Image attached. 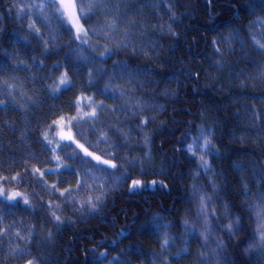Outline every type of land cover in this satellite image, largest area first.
Returning a JSON list of instances; mask_svg holds the SVG:
<instances>
[{
	"label": "trees",
	"instance_id": "trees-1",
	"mask_svg": "<svg viewBox=\"0 0 264 264\" xmlns=\"http://www.w3.org/2000/svg\"><path fill=\"white\" fill-rule=\"evenodd\" d=\"M23 2L0 0V188L23 194L31 207L17 204L10 209L0 204L4 227L12 226L0 238V264H27L29 259L34 264H91L87 258L92 247L107 252L105 264H116L113 257L123 264H264V251L246 256L243 244H234V240L231 248L225 245L222 251L215 242L206 246L185 234L183 226L189 192L198 180L207 183L206 174L217 185L212 208L220 228L232 223L235 216L246 217L245 204L264 192V180L259 179L264 172V56L252 43L253 35L261 39L264 33V25L253 26V21L264 17L260 0H115V7L105 8L111 11L110 16L97 13L87 22L81 18L85 29L92 26L108 31L107 26L121 17L119 31L112 35L118 43L129 33L135 51L120 50L104 68L111 70L113 62L120 61L150 74V78L138 77L143 89L121 81L125 87H135L139 100L151 105L134 117L113 112L118 102L89 88L88 71L93 67H75L78 62L72 50L80 41H72L67 26L55 22L53 11L45 7L49 18L45 22L37 15L39 9L28 14L25 8V19L18 10ZM28 2L42 4L45 0ZM249 4H254V11ZM33 23L39 37L29 31L28 25ZM133 23L139 27L133 28ZM87 37L97 42L101 51L115 46L91 32ZM214 40L220 53L213 48ZM140 47L147 54L141 53ZM82 54L91 56L92 51L85 46ZM217 63L223 70H217ZM65 73L75 87L56 93L55 85ZM82 95L102 101L106 109L95 121V133L87 121L80 127L74 122L78 140L93 156L118 165L111 170L116 176L127 173L146 185L157 181L156 185L131 192L130 180L116 185L111 177L91 168L95 179L88 183L93 187H76L84 178L82 161L107 167L72 144L49 151V147L64 144L56 140L58 128L53 122L76 116ZM144 119L150 122L136 127ZM201 127L210 130L220 150L219 158L206 155L213 168L209 173L200 170L198 157L193 158L182 147ZM102 136H107L108 144L100 141ZM133 158L140 161L135 167L130 164ZM101 183L103 188L98 187ZM245 184L251 197L244 195ZM66 188L72 189L77 203H65L60 193ZM97 196L104 200L98 215L86 206L80 210L82 203L89 198L95 201ZM49 203L61 207L50 210ZM53 211L61 217L59 228ZM158 215L171 224L161 229L175 241L167 251L161 248L164 237L150 224ZM122 229L125 236L120 235ZM104 246L107 248H101ZM184 248H188L186 253ZM16 249H26L27 254L20 255ZM102 259L97 258V264Z\"/></svg>",
	"mask_w": 264,
	"mask_h": 264
},
{
	"label": "snow or ice",
	"instance_id": "snow-or-ice-1",
	"mask_svg": "<svg viewBox=\"0 0 264 264\" xmlns=\"http://www.w3.org/2000/svg\"><path fill=\"white\" fill-rule=\"evenodd\" d=\"M123 2L127 3L128 0H123ZM211 2V0H209ZM261 8L264 9V0H260ZM111 5L112 7H115V0H95V2H90V0H79V3H76V0H45V3L42 4H36L28 2V0H24V2L21 4L19 10L20 16L22 18H27V15L25 14V8L28 10V14H31V9L36 8L40 11L37 12V15L41 17V19L45 22H49V18L44 14L45 7L50 8L53 11V15L55 17V22L60 24L61 26H67V31L70 33L72 41H80L79 44H77V47L72 50L75 60L78 62L75 64L76 68H88V66H92L93 70L88 71V80L87 84L89 88H96L97 93L107 96L109 99H112L114 101H117V107L112 109L113 112H121V113H128L129 116H136L137 114H142L145 107H151V105H147L145 102H142L139 100V98L136 96V88L135 87H125L124 84L121 83V81L125 82L127 85H135L141 89H143L144 85L138 80V77L141 75H144L146 77L150 78V74L147 73L144 69H141L139 67L133 68L130 64L127 62H120V61H114L111 67V70H107L104 68V65L108 62V60L112 59L120 50L122 49H131L135 51L134 45L132 43V38L129 33L124 34V40L120 42H115V38L112 35V33H115L119 31L117 21L121 20L120 16H117L107 27L108 31L100 30L98 31L96 27L90 26L89 28L85 29L80 23L81 18L85 22L90 21L94 16H96L97 13H103L104 16H110L111 11H105V8ZM249 8H252L254 11V4H249ZM88 9V11H85V9ZM75 9V11H73ZM123 17L127 18V13H123ZM173 20L176 19V17H172ZM255 24H261L264 25V17L258 18L256 21H253V26ZM133 28L139 27V25L133 23ZM30 33H34L37 37H39V30L35 28L34 23L28 25ZM89 32H91L93 35H98L106 40H108L111 43H114V47H104L103 51L97 54L95 53V50H92L91 56H85L82 54L83 48L87 46L88 48H92L91 45L88 44L87 40H82L81 37H87ZM175 35V33H173ZM237 36L239 33L236 34ZM23 39H27V37H24ZM56 39V36H53V40ZM264 33H261V39H256L255 35H253L252 43L253 46L260 52L261 56H264ZM229 41L221 40V43H227ZM149 44H152L151 41H148ZM242 46H243V42ZM212 45L214 50L217 53L221 52L220 47L218 46L217 41H212ZM155 47V45H153ZM47 50V49H46ZM139 51L141 53L147 54L144 47H140ZM217 70H223L222 66L217 63L215 65ZM67 73L64 74V77H61L60 79V85L55 89L56 93L63 92L65 90H71L75 87V84L70 82L67 78ZM107 78V79H105ZM51 91V89H50ZM78 102L80 104H83L84 106L88 107L90 109L89 112H86L84 114V117H81L80 120H77V126L80 127L81 122L84 120V118H87V122L92 128L93 133L97 131L95 121L99 119V114L105 111V105L101 101L99 105H96L93 107V97L92 96H80L78 98ZM76 105H73L75 107ZM159 107V106H155ZM254 118H258L257 114H253ZM74 119V118H73ZM154 120V117L152 118ZM64 120V117L60 118V121H54V125H58L61 121ZM149 119H144L140 125H136V127H142L143 125H147L149 123ZM69 124H71V120L69 121ZM117 133H119V129H116ZM81 135L83 136V129H81ZM63 139V137H62ZM68 140H72L71 136L67 137ZM188 140H191L192 142L189 144ZM100 141H103L104 143L108 144V138L107 136L100 137ZM148 140L145 139V145L147 146ZM49 145H51V141H49ZM70 144H58L55 147H49V151H55L57 148H60L63 150L64 148L70 147ZM80 148L83 149V145H79ZM119 147V146H118ZM183 150L186 153L191 154L193 158H197V153H200L198 156L199 164L197 167L204 171L205 173L213 172L212 165L205 160V155H214L216 157H220V150L216 147V145L213 143L210 130H206L203 127L200 128L197 135L195 137H192L191 135L188 136V138L185 140L184 144L182 145ZM87 156L92 157L95 161H97V164L107 165V167H98L97 165H92L90 161H82V165L85 166L84 171V178L80 181H78L76 187L79 189L81 187L91 189L93 185L89 184V180H94L93 172L90 170L91 168H95L96 171L105 173L108 177H111V183L119 185L121 183L131 181L130 185V191L135 192L138 189L145 188V187H151L157 184V181H152L151 185H146L143 181L138 179H132V177L125 173L123 176H116L114 171H111L112 169H118V165L111 163L110 160H101L99 156H93L91 152H87V149H84ZM73 155H79L78 153H73ZM113 158H115V154L113 155ZM138 158H133L132 161H130V164L135 167L139 163ZM122 167V166H121ZM38 171V170H37ZM52 171V170H50ZM199 171L196 173L197 176H199ZM215 174V173H213ZM41 176L43 173L40 174ZM23 177H21L22 179ZM13 180H17V177H12ZM259 179L264 180V172L259 174ZM5 181H7V178H5ZM41 185H43V181H40ZM161 187H166V185L163 184V182H160ZM98 187L103 188V183L98 185ZM244 188V195L245 197H251L252 191L248 187L247 184L243 185ZM52 189L59 191V189H56L55 185H52ZM45 190H48L45 186ZM213 190H215V183L213 182ZM111 191V189H109ZM61 196H65V203L66 204H74L77 203V200L73 197L72 189L66 188L63 192L60 193ZM20 197L18 200L17 198ZM192 202L197 204V211L196 216L194 219L190 220L188 218H185L183 220V226L185 228V234H191L193 237H198L199 239L203 240L205 245L208 244V238L209 236L213 235V229L211 227V221L210 216L214 217L215 213L209 212V207L211 204V196L207 195L206 192L202 191L201 188L197 187L196 185H193V192L191 197L189 198ZM22 202L26 207L30 208L31 205L29 204V201L27 197L21 196L19 193H14L12 195H5L3 191H0V204H7V206L10 209H14L18 203ZM87 207V210L90 213H94L96 215L99 214L100 209L104 206V200L97 196L95 198V201L93 199L89 198L87 201L82 203L80 205V210H83ZM53 207L56 209H59L61 205L56 204L52 205L51 203L48 204V208L51 210ZM245 210L250 212L252 215V218L256 222V227L253 230L252 236L249 238V247L243 249L244 252L249 251H264V192H261L258 194L257 199L253 203H246L245 204ZM14 214V213H12ZM52 217L55 221H57V228H59V224L62 222L61 217L58 215H55V212H52ZM187 217V214H186ZM3 216L0 215V229H3V231H0V238L7 235L9 228L12 226H9L8 228L4 227L3 224ZM166 218L158 215L153 218V220L150 222L151 226L154 227L157 230V234L159 236L164 237L161 248L163 251H167L169 244H175V241L168 235L167 232L161 231L162 228L170 227V222H165ZM145 230H149L148 226H144ZM221 231L225 232L228 235L229 241L235 240L236 237L244 231V226L241 224V216H235L233 218V222L229 223L227 226L222 227L220 229ZM15 236L20 237V233H14ZM51 235V234H49ZM121 236H125L126 233L122 229ZM21 239H24L23 237H20ZM253 241H257L258 243H253ZM213 242L217 243V247L221 249L222 251L226 250V246L224 242L216 241ZM113 244H116V241L112 242ZM15 251L19 252L20 255H26L27 250L26 249H16ZM188 248H184L183 252H187ZM99 256L103 258L100 261V264H105V261H107V252H101L99 253ZM177 256H179V253H177ZM113 260L116 261V264H123L119 260V257H113ZM27 264H34V261L29 259L27 261ZM107 264H112L111 261H108ZM153 264H155V261H153ZM202 264H208L207 261H203Z\"/></svg>",
	"mask_w": 264,
	"mask_h": 264
},
{
	"label": "rangeland",
	"instance_id": "rangeland-1",
	"mask_svg": "<svg viewBox=\"0 0 264 264\" xmlns=\"http://www.w3.org/2000/svg\"><path fill=\"white\" fill-rule=\"evenodd\" d=\"M73 11H75V9ZM80 23H81V20H80ZM81 39L82 40L86 39L88 44L92 46L91 51L94 49L95 53L99 55V53L101 51V46L97 42H95L93 40H90L88 37H84V36H82ZM62 77H64V75ZM59 82H60V80L55 85L54 91H55V89L58 86H61ZM99 104L100 103L93 98V107H95L96 105H99ZM89 111H90V109L88 107H86L83 104L79 103V109H78V112H77L76 116H74V117H72L70 119H65L64 118L63 121H61L58 125H56V127L58 128V132H57V134L55 136L56 140L59 143L75 145L79 150H81L83 153H85L84 149H87V148L78 140L73 126H74V122H76L77 120H80L81 117H84V114L86 112H89ZM100 115H101V113L99 114V116ZM70 120H71V124H69ZM83 121H87V118L85 117ZM68 136L72 137L71 141L67 139ZM62 137H63V139H62ZM79 145H83V149L80 148ZM87 152H88V149H87ZM199 155H200V153H197V157ZM204 158L206 160V155H205ZM205 176L208 178L207 183L198 180L195 185L197 187L201 188L202 191L206 192L207 195L211 196V204H210V207H209V212L211 213V212L214 211L213 208H212V193L215 190H217V185H216L215 181L211 180V178L209 177L208 174H206ZM213 182L215 183V190H213ZM0 191H3L6 196L7 195H12L14 193H19V192H15V191H8V190H6L3 187L0 188ZM192 192H193V187L191 188V190L189 192V198L191 197ZM19 194L21 196H23V197H26V196H24L21 193H19ZM189 198H188V201H187V205H186L185 211L183 213V217H184V219L188 218V219L192 220L196 216L197 204L192 202ZM17 199L19 200L20 197H18ZM250 203H252V202H248V204H250ZM18 204H21V205L25 206L22 202H20ZM29 204H30V201H29ZM186 214H187V217H186ZM244 214L246 215V217H243L242 215H239V216H241V224L244 226V231L242 233H240L236 237V239L234 240V244L242 243L243 246H242L241 249H242L243 254L246 255V256H249L251 251L244 252L243 249L249 247L248 241H249V238L253 234V230L256 227V222L252 218L251 213L246 211L245 208H244ZM210 221H211V227L213 229V235L209 236L208 243L213 242L214 240H216V241H221L222 240L226 246L231 248L232 246H231L230 242H232L233 240L229 241L228 235L225 232L220 230L221 228L217 225V223L215 221V215H214V217L210 216ZM195 238L199 239L198 237H195ZM199 240H201V239H199ZM201 241H203V240H201ZM253 243H258V242L257 241H253Z\"/></svg>",
	"mask_w": 264,
	"mask_h": 264
},
{
	"label": "bare ground",
	"instance_id": "bare-ground-1",
	"mask_svg": "<svg viewBox=\"0 0 264 264\" xmlns=\"http://www.w3.org/2000/svg\"><path fill=\"white\" fill-rule=\"evenodd\" d=\"M99 102V101H98ZM100 103V102H99ZM105 105V104H104ZM106 106V105H105ZM105 109H106V107H105ZM75 124V123H74ZM44 170H42L40 173H42ZM48 172H50V169H49V171ZM44 173V172H43ZM93 248V250L92 251H90L89 253L90 254H88L89 255V258H87L88 259V261L91 263V264H97V258H100V256H99V252L98 251H95V247H92ZM101 248H103V249H106L107 248V246H104V247H101Z\"/></svg>",
	"mask_w": 264,
	"mask_h": 264
}]
</instances>
